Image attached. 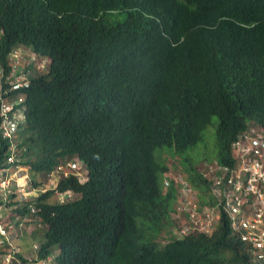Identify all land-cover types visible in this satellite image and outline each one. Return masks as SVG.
Here are the masks:
<instances>
[{
	"label": "trees",
	"instance_id": "trees-1",
	"mask_svg": "<svg viewBox=\"0 0 264 264\" xmlns=\"http://www.w3.org/2000/svg\"><path fill=\"white\" fill-rule=\"evenodd\" d=\"M16 51L29 82L4 95L24 99L11 136L0 114V264L15 263L21 235L53 264H251L222 208L210 233L157 239L174 222L179 184L164 190L169 166L156 152L197 146L217 116L218 159L229 164L239 134L264 128V0H0L4 86ZM13 153L34 177L79 156L87 181L58 185L79 198L60 203L48 190L22 199L14 181L2 187ZM193 169L200 208L216 204L211 181Z\"/></svg>",
	"mask_w": 264,
	"mask_h": 264
},
{
	"label": "built area",
	"instance_id": "built-area-1",
	"mask_svg": "<svg viewBox=\"0 0 264 264\" xmlns=\"http://www.w3.org/2000/svg\"><path fill=\"white\" fill-rule=\"evenodd\" d=\"M23 57V51H16L15 62H20ZM18 65L19 67L15 66L16 68L14 67L15 69L7 77L9 86H4L1 82L3 68L0 63V114L3 117L1 125L7 136L15 132L18 123L25 115L22 97L13 101L4 98V95L11 90L29 82L25 79L24 66L21 67L20 63ZM17 68L20 69L18 74ZM14 141L11 144L13 149L17 146ZM232 155L234 157L232 163L219 162L218 165H207L201 171L212 183V194L216 201L214 205L200 208L197 189L196 194L192 193L191 184L184 182L182 186L183 181L177 180L176 184H179L182 192L174 213L181 220L174 222L173 231L176 232V237H182L192 231L210 233L220 219L222 208L232 229L251 246V264H264V129L250 127L240 133L232 143ZM9 160L17 163L16 169L12 175H3L1 186L8 188L14 181L18 191H25L27 175H23L22 172L26 169L16 160L14 153ZM69 166L76 168L77 163L70 161ZM60 169L62 166L58 167V171ZM170 182L171 179L167 176L164 181L165 187L168 188ZM0 231L7 233L2 225ZM7 258L11 260L10 255Z\"/></svg>",
	"mask_w": 264,
	"mask_h": 264
},
{
	"label": "rangeland",
	"instance_id": "rangeland-1",
	"mask_svg": "<svg viewBox=\"0 0 264 264\" xmlns=\"http://www.w3.org/2000/svg\"><path fill=\"white\" fill-rule=\"evenodd\" d=\"M126 17L125 12H120L118 14L111 15L109 19V23H117L119 21H122ZM218 122V117H213V123L209 124L204 132V139L199 142V144L195 147L189 148L184 153H175L174 151H169L168 147L159 148L157 150V156L159 160L163 163H167L169 166L168 171L162 175V179H164L169 176L171 181H173L176 185L177 180L183 181V183L187 182L188 185H190V182L187 179V175H189V167H193L194 169L191 171H195L197 168V171H202L203 168L207 165H218L220 160L218 159V150L216 145V124ZM30 175V174H29ZM40 177V176H39ZM181 186V187H182ZM166 190V187L164 188ZM181 190V191H180ZM196 189L192 188V193H195ZM178 200L180 201V195L182 192L181 188H178ZM198 192V188H197ZM196 194V193H195ZM179 202L177 203L176 207H178ZM172 221H180L181 219H178L176 214L174 212L171 213ZM174 222L172 224H169L165 226L162 231L157 236V239L164 244L167 242L172 235L176 236V232L173 231L175 229ZM36 225V224H35ZM34 227V224L31 226V230ZM27 229L29 226L26 227ZM14 246L16 247L15 251H22L25 256L30 257L31 254V245L34 243V240H32L30 237L26 236H18L15 239ZM37 243V242H36ZM33 248H35V245L33 244ZM25 249V251H23ZM17 252V253H18ZM17 255V254H16ZM53 260H51L50 263H52ZM13 264H22V260L19 258V256H16L15 263Z\"/></svg>",
	"mask_w": 264,
	"mask_h": 264
},
{
	"label": "clouds",
	"instance_id": "clouds-1",
	"mask_svg": "<svg viewBox=\"0 0 264 264\" xmlns=\"http://www.w3.org/2000/svg\"><path fill=\"white\" fill-rule=\"evenodd\" d=\"M250 127H258V126L254 125V124H251ZM258 128H263V127L260 126ZM70 161H73V162L77 163V167L76 168L70 167L69 166L70 165ZM59 166H62V169H60L58 171V167ZM23 167L26 170L23 171L22 173H23V175L24 174L27 175L25 191H18L17 188H16V192L21 196L22 199H25L26 197H30L32 195H36L37 196V194H39V191L45 192V191H48V190H53L54 191V193H53L54 196H52V198L54 199V201H58L60 203H64V202H68V201L74 200L76 198H79V196H80V194L76 193L72 189H66V190L58 189V185H59L60 181L62 179L68 178L70 176H74L81 183H83V182L87 181L88 173H89L86 164L83 162V160L79 156L66 157L65 159L61 160L45 177H43L40 173H38L34 177L32 172H31V169L29 167H27V166H23ZM20 174H21V172H20ZM52 178H53V180H52ZM21 180H23V179H21ZM34 180L38 181V183H39L38 187L34 186ZM164 181H165V179H164ZM164 188H165V183H164ZM166 189H167V187H166ZM35 226L36 225L34 224V227L32 228V230L35 228ZM15 239H16V236H14V238H13L12 251L14 252L15 256H17L18 253H19L18 252L19 250L18 251L14 250L16 248L14 246ZM36 242L37 241L34 240V243H33L35 245L34 249L39 247V243L38 242L36 243ZM33 244L31 245V248H33ZM23 251H25V249H23ZM20 252H22V251H20ZM22 254L24 255V257L29 259L27 261V260H23V259H21L19 257L22 260V264H32V263H36V264H53V262L50 263L51 260H54L53 256L48 257L46 259V258H39L38 254L31 255L30 257L25 256V254L23 252H22Z\"/></svg>",
	"mask_w": 264,
	"mask_h": 264
}]
</instances>
